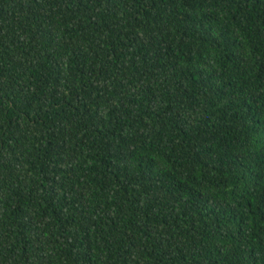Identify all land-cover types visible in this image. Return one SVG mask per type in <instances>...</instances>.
<instances>
[{
    "label": "trees",
    "instance_id": "1",
    "mask_svg": "<svg viewBox=\"0 0 264 264\" xmlns=\"http://www.w3.org/2000/svg\"><path fill=\"white\" fill-rule=\"evenodd\" d=\"M0 264H264V0H0Z\"/></svg>",
    "mask_w": 264,
    "mask_h": 264
}]
</instances>
